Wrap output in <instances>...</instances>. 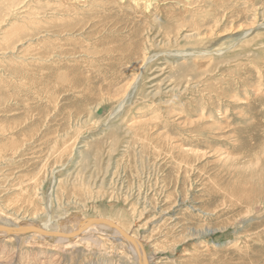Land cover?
<instances>
[{
    "label": "rangeland",
    "instance_id": "1",
    "mask_svg": "<svg viewBox=\"0 0 264 264\" xmlns=\"http://www.w3.org/2000/svg\"><path fill=\"white\" fill-rule=\"evenodd\" d=\"M73 1L0 0V219L36 226L56 183L53 217L119 221L143 264H264V0H162L148 14ZM94 23L111 33L88 49L134 52L143 39L145 62L69 58L60 73L83 96L56 75L61 61L40 68L47 90L22 78L41 65L36 46L52 56L54 38L33 37ZM73 41L57 51L86 45ZM97 229L77 246L0 238V264H135L126 238Z\"/></svg>",
    "mask_w": 264,
    "mask_h": 264
},
{
    "label": "bare ground",
    "instance_id": "2",
    "mask_svg": "<svg viewBox=\"0 0 264 264\" xmlns=\"http://www.w3.org/2000/svg\"><path fill=\"white\" fill-rule=\"evenodd\" d=\"M87 1L89 2V1H95V0H74L73 2L75 4H80V7L81 6L83 7L84 5L86 6V3H88ZM105 1H108V3L110 2L109 0H105ZM113 1L121 2L122 4L125 3V4H127V6L129 5V7H131V9H133V8H135V9H142L145 13L148 14V13L151 12L153 5L156 2H159L160 3L162 0H113ZM226 1H228V0H211V2L213 4H210V7H211V9H214L215 7H218V6H224L226 4ZM200 2H205V0L204 1H200ZM65 3H67V2H65ZM142 4H144L145 7H141ZM211 5H214L215 7L214 6H211ZM90 6H93V5H90ZM137 7H140V8H137ZM217 9L218 8H216V10ZM210 16H214V14L213 15L210 14ZM208 17H209V13H208ZM195 21H197V20H194L193 23L190 24V27H191V29L193 31H196L199 34L200 33V31H198L199 30V27H200L199 25L202 22H200L199 24H197L198 22L196 23ZM97 24L98 23H94L91 26H85V28H79L77 31H70L68 33L63 32V30H56V31H52V32H43V34L36 35V37H33L32 38V43L36 42L38 39L41 40V43H43V42H46L47 43L48 40H52V38H54V40H55V42L53 43L54 44V47L49 52V55L52 54V56L48 57L47 54H45L44 52L39 53L38 51H39L40 45L36 46V48L34 49V50H36V55L35 56L32 55L33 56V58H32L33 61L32 62L35 63L36 65L37 64H41V65H39L37 67V69L33 73H31V74H29L27 72H24V76L22 78H25V79H27V78H31L32 79L33 78V80L36 83L38 82L37 85L42 88V91L47 90V89H45V85H42V83H43V79L45 77H47V74L50 73V68H48L45 73L40 68L43 67L42 65L47 66L44 62H49V63H52L53 64L54 63L53 61H56V60L57 61H61L62 62L61 63L62 66L59 65L60 68L59 67H57L58 69L55 68V70L57 71L56 75H58V74H64V75L68 76V80H71V82L68 85V89L67 90H70V88L71 89H77V88H79V91L81 92V94L83 96V94H87L85 92H87V90L89 88H87L86 85L84 86V84H80V86H79V83L78 82L76 83L75 80L78 79L76 77V74H72L71 72L70 73H68V72L60 73L61 69L68 70V68L65 67V66H68L69 65V63H70L68 61L69 58L77 59L76 60L77 62H78V60L79 61L82 60L84 63H86L87 61H94V60H96L94 62H97V60H99V62L106 61V59H104L105 57L111 58L110 61L112 59H113V61H115L116 60L115 58L120 59V61L123 64L124 63H128V62H134L137 65H142L143 62H145L146 58L143 57V55H146V54L143 53V50L145 49V46H147V45L145 44V42L143 41V39L137 43L136 50L134 52H132V50H130V48H128V49L127 48H125V49L124 48H120L118 50H113L112 48L111 49H106V50H103V49L102 50H99L100 47H94L97 52L88 49V46L87 45L89 43H92L93 42V44H94L96 42H101V41H103V40H105L107 38V36L109 35L108 33H111V29L110 30H107V29H105V26L97 27ZM209 28H212V27H209ZM118 29H121V28L113 29V31H117ZM85 33H88V34H85ZM83 34H85V35H83ZM213 34H214V32H211V35H213ZM34 38L35 39L38 38V39L35 40ZM79 38H81V39H79ZM42 39H43V41H42ZM75 39L76 40L78 39V41H81L84 44L86 43V45L85 46H82V48H79V49L76 48L74 50H69V51L68 50H65V49H62L61 51H57V44L58 43H61L62 48H65L66 45H67V43L69 41L75 42V41H73ZM40 40H38L39 43H40ZM111 46H112V44H111ZM225 49H227V48H225ZM31 50H32V52L34 51L33 49H31ZM32 52H30V53H32ZM67 61H68V63H67ZM107 61H109V60H107ZM107 61H106V63H107ZM115 62H117V61H115ZM221 62H223V61H221ZM80 63H81V61H80ZM111 64H113V63H111ZM95 65H97V64H95ZM104 67L105 66H103V68ZM132 67L134 69L135 66H132ZM78 73H79V71H78ZM98 76H99V74H98ZM78 77H80V75H78ZM113 77H116V76H113ZM79 79H80V82H81L82 81L81 80L82 77L79 78ZM74 81H75L76 84L74 83ZM93 84H96V83H93ZM88 87H89V84H88ZM90 87H91V85H90ZM215 88L218 89L217 87H215ZM80 92H79V94H80ZM116 95H113L112 97H116ZM43 96H44L43 93H38V97H43ZM117 97H118V95H117ZM48 100L50 102H52V101L53 102L54 101L56 102L57 96H53L51 93H48ZM53 142L55 143L56 140L55 141L53 140ZM55 184L52 183L51 189H50L49 193L47 194V200L45 202V205L42 207L43 210H44V213H45L44 215L46 216V219H44L43 221L41 220V222H38V224L35 223L36 226L29 225V223L34 224L33 222H25V224L24 223L19 224L16 221H13L12 218L0 219V238L5 237V239H8L9 240V239H14L16 237H21V236L24 237V235L26 237H28L26 239H30V237L32 239L33 237H35V240L36 241H40V240L41 241H45V239H48V238H56L55 241L59 242L60 244H63L64 243V246H65V243H66V245H74V246L76 245L77 246V243H80L83 240L84 241H86V240L89 241V239H91V237L92 238H96V237H93V236L96 235V230H98L97 227H99V229H101V228H103V229L104 228L105 229H111L112 232H113V235H115V238L117 236L118 238L123 239V240L125 238L127 239V242L129 243V245L128 244L127 245L129 246V249H131L130 251H132V254L135 256V260H136L135 261V264H143L144 263L143 262L144 258H146V261H147L148 256L146 255L147 253L144 252V247L145 246H143L142 242L137 240L138 238H137V236L134 233H132V232L130 233L131 230H128L119 221H116L115 219H112L111 217H107L106 218V217H101V216H93L94 218L91 217L90 219H88V218L87 219L86 218L83 219L82 217L81 218H76V215H74L75 217H71L72 218L71 220L70 219H62L61 217H60V219L59 218L57 219V218L53 217V213L51 211V208H52L53 203H54V200L52 199V195H53V192L55 191ZM229 197H231L233 199V196L232 195H230ZM28 200L32 204H34V207L33 208H34V211H36L40 205L37 203V200L35 199V197L28 196ZM91 219H96V220L102 219L103 222L99 220V221H91V223H90V220ZM88 223H90V224H88ZM71 224H72V226H71ZM84 226H86L85 229L82 230V232L79 235H77V236H75L73 238H67V237H64L63 235H60L59 234V233H74L76 230H78V229H80V228H82ZM32 229L34 231H32ZM27 230H29V231H27ZM36 230H41V231L44 230L45 232L37 233ZM49 232H51V233H58V235H55V236L54 235H50ZM97 232H100V230H98ZM104 232H105V230H104ZM86 236L88 237L87 239H86ZM112 238H113V236H112ZM139 256H140V261L138 262V257ZM131 258H132V260H134V257L133 256H131Z\"/></svg>",
    "mask_w": 264,
    "mask_h": 264
},
{
    "label": "water",
    "instance_id": "3",
    "mask_svg": "<svg viewBox=\"0 0 264 264\" xmlns=\"http://www.w3.org/2000/svg\"><path fill=\"white\" fill-rule=\"evenodd\" d=\"M102 221L103 222V220L102 219H98V220H96V219H91L90 220V223H91V221ZM90 223H88V224H90ZM87 224V225H88ZM85 227L86 226H84V227H82V228H80V229H78V230H76L74 233H59L60 235H63L64 237H67V238H73V237H75V236H77V235H79L81 232H82V230H84L85 229ZM27 231H29V230H27ZM32 231H34L33 229H32ZM37 231V233H42V232H45L44 230H36ZM49 234L50 235H58V233H51V232H49ZM124 234V233H123Z\"/></svg>",
    "mask_w": 264,
    "mask_h": 264
}]
</instances>
